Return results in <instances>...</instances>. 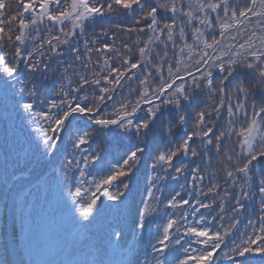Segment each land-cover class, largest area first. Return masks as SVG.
I'll return each instance as SVG.
<instances>
[{
    "label": "snow or ice",
    "instance_id": "snow-or-ice-1",
    "mask_svg": "<svg viewBox=\"0 0 264 264\" xmlns=\"http://www.w3.org/2000/svg\"><path fill=\"white\" fill-rule=\"evenodd\" d=\"M0 110V264L50 237L117 264L76 254L96 225L119 264L264 259V0H0Z\"/></svg>",
    "mask_w": 264,
    "mask_h": 264
},
{
    "label": "trees",
    "instance_id": "trees-1",
    "mask_svg": "<svg viewBox=\"0 0 264 264\" xmlns=\"http://www.w3.org/2000/svg\"><path fill=\"white\" fill-rule=\"evenodd\" d=\"M8 2L15 7L16 0H8ZM130 20L128 17L125 16H113L111 18H106V21L104 22V27H108L109 25H117V24H129ZM99 28L95 25L90 26L87 29L88 35L91 36L93 32H98ZM121 39V34H117V43H119V40ZM110 42V41H109ZM9 56H11L13 49L11 47H8L6 49ZM95 60V56L93 57ZM7 124V121L3 118L2 110H0V130H2ZM229 146L234 147L235 144V138H233L230 141L226 142ZM3 144V137L0 136V145ZM157 147L163 148L164 147V141L163 139L158 138V143L155 145ZM128 147L127 141L124 142L123 147L118 148L116 151L117 153L123 152ZM205 166L207 167V162H204ZM11 166L9 165V168ZM216 160L213 159L212 167L208 168V171L216 170ZM43 167H38L31 175L33 179H35L36 175L41 173L43 171ZM24 171H27V169H24ZM148 174L145 172V169L142 167L141 170L137 173V185L132 193L129 194V200L127 201V204L134 210L135 205L141 200L143 195L145 194V186H146V176ZM220 176L223 175V173H219ZM8 175L5 173L4 167L2 164H0V197H3L6 195V185L8 183ZM24 179V178H22ZM181 184L184 183L183 180L180 181ZM208 181L207 178L205 179V184L207 185ZM173 189L178 190L177 185H171L168 189L169 192H171ZM255 205L249 210L248 213L245 214V216L242 218V222L239 226V232L243 233L244 231V225L246 224L248 219H256V212H255ZM3 209L2 206H0V220H3ZM64 224V227L66 229L65 236L68 235V233H71L72 236L75 235L77 241H79V237L77 235L78 230L72 229L71 225L65 220L62 221ZM93 236L90 237L88 240L80 241L78 242L75 247L77 249V255L79 258H91L93 255L96 256L97 259H113L117 261L120 255H122V260L130 259V256L126 251H124L125 248H130L131 244L129 243V234L125 233V238L123 241L117 242V244H113L111 241L107 240L102 233V229L100 225H96L93 229ZM233 239H237V242H239L238 237L234 236ZM42 241L38 243H31L26 253L28 255V261H31L32 263L36 262L37 264H63V262L71 259L72 257L69 255V250L67 251L66 257L64 258V254L67 249V244L65 240L57 241L55 237L47 238V245L45 247V251L43 254V258L40 260L38 257V254L40 252ZM119 245V246H117ZM72 246V245H71ZM70 246V247H71ZM84 251L86 252L84 254ZM5 257V253L3 250H0V259H3ZM7 258L11 261L14 260V256L11 252L7 254ZM221 264H226L225 261H222ZM250 264H264V259H261L259 256L253 257L250 261Z\"/></svg>",
    "mask_w": 264,
    "mask_h": 264
}]
</instances>
